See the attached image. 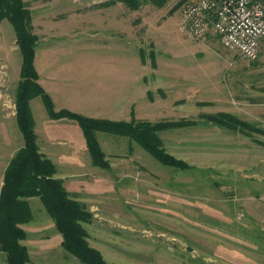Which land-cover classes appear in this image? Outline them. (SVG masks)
<instances>
[{
	"label": "rangeland",
	"instance_id": "1",
	"mask_svg": "<svg viewBox=\"0 0 264 264\" xmlns=\"http://www.w3.org/2000/svg\"><path fill=\"white\" fill-rule=\"evenodd\" d=\"M23 1L31 2L25 3L29 10L35 8L34 18L64 21L62 30L42 36L47 44L41 45L31 13L37 50L61 48L54 55L60 64L119 57L120 44L127 42L128 62L137 64L129 71L134 77L133 82L129 77L128 99L133 102L126 112L111 113L118 117L88 118L197 123L158 134L161 149L186 168L164 165L129 138L105 132L95 137L108 168L93 164L82 130L73 167L59 164L58 158L75 151L65 146L51 153L54 178L94 217L84 224L90 246L101 249L107 264H264V133L244 134L204 119L228 114L264 130V40L258 59L249 61L225 49L212 31L193 39L182 29V8L196 0H139L134 9L122 2L107 5L112 0ZM119 3L126 9L118 7L112 15L123 16L125 9L129 32L106 51L105 9ZM42 5L46 12L38 10ZM3 21L0 98L13 115L17 84L8 78L20 79L22 55L12 24ZM25 201L32 213L21 226L27 235L21 242L29 254L27 264H83L63 248V237L40 199ZM46 250L51 253L45 255ZM0 264H7L1 251Z\"/></svg>",
	"mask_w": 264,
	"mask_h": 264
},
{
	"label": "trees",
	"instance_id": "2",
	"mask_svg": "<svg viewBox=\"0 0 264 264\" xmlns=\"http://www.w3.org/2000/svg\"><path fill=\"white\" fill-rule=\"evenodd\" d=\"M138 1L112 0L107 5L122 2L134 9ZM3 20H8L12 24L22 55L21 79L17 87L15 106L18 127L25 145L12 159L4 174L0 194V251L6 255L7 264L29 262L28 251L21 244L27 237L21 226L32 219L31 209L25 200L37 197L62 235V246L69 254L83 264H107L101 252L91 247L88 242L84 224L91 223L93 215L85 204L70 198L63 182L54 178V165L39 151L30 102L40 97L51 120L68 119L77 122L83 132L93 164L101 168H108V163L104 160L95 137L97 132L127 137L162 164L186 168V163L176 160L161 149L158 134L172 129L196 126L197 123L189 120L156 124L138 121L112 122L91 119L68 110L56 111L53 100L38 83L39 76L35 67L38 39L33 34L30 10L23 0H0V22ZM204 119L207 123L238 130L244 134L264 133V130L228 114L209 115Z\"/></svg>",
	"mask_w": 264,
	"mask_h": 264
},
{
	"label": "crops",
	"instance_id": "3",
	"mask_svg": "<svg viewBox=\"0 0 264 264\" xmlns=\"http://www.w3.org/2000/svg\"><path fill=\"white\" fill-rule=\"evenodd\" d=\"M25 3L29 6L31 2ZM41 7L38 10L46 12V6L42 5ZM118 7L120 10L121 7L125 6L119 3L105 9L109 11V15L104 16V45L107 47L105 48L106 51H112L113 48H116L114 47L116 45L114 43L118 39L121 40L123 38L126 40L129 32L126 7L125 9L123 8V12L125 11L123 16L119 15V17H116L112 15V10ZM29 8L33 16V10L35 8ZM4 22L6 21L0 23V29L1 24ZM63 23L64 21L60 19L59 21H55V18L52 19L48 15H42L36 18L33 16L34 33L38 34L37 32L40 31L39 37L41 38V45L43 43L42 38L45 36L49 38L53 32L62 30ZM44 43L47 44V42ZM126 43L125 45L120 44L119 57L113 54L107 59H96L93 63L81 65L75 62L60 64L54 55L61 51V48L42 46V49L37 50L35 67L39 76L38 83L52 98L55 110H68L82 115H87L88 113L87 117H101L104 115L109 118L117 116L111 114L112 112H126L129 103L131 104L133 102L128 99V89L130 87L129 77H131L129 76V71L137 69V64L133 67L128 62ZM122 51L124 52V56H122ZM133 77H131V82H133ZM20 79L17 82H13L8 78V83L17 84L15 85V92L12 90L15 98ZM134 80L137 81L136 76ZM30 109L34 119L39 151L42 149V143L45 144L43 149L46 150L40 153L45 155L50 161H54L55 159L51 157V153L53 155L57 154L56 149L59 150L67 146L69 151L75 152L66 158L63 155L59 156L58 161L63 166L70 164L73 167L74 159L78 161L77 159L79 157L77 150H79L80 145L81 129L78 123L68 119L51 120L40 98L30 102ZM8 110L10 111V108L0 98V136L4 135V141L0 142V175L2 174L0 192L3 186L4 174L11 159L25 145L24 138L17 123L15 104L13 107V115H10ZM96 113L102 114L95 115ZM56 164L58 163L56 162ZM60 179H63V177ZM62 241L63 239L61 238L60 243ZM95 248L102 253L100 248ZM50 253L51 250H46L45 255H49Z\"/></svg>",
	"mask_w": 264,
	"mask_h": 264
},
{
	"label": "built area",
	"instance_id": "4",
	"mask_svg": "<svg viewBox=\"0 0 264 264\" xmlns=\"http://www.w3.org/2000/svg\"><path fill=\"white\" fill-rule=\"evenodd\" d=\"M182 29L195 40L211 31L222 46L256 61L264 40V0H196L182 8Z\"/></svg>",
	"mask_w": 264,
	"mask_h": 264
}]
</instances>
